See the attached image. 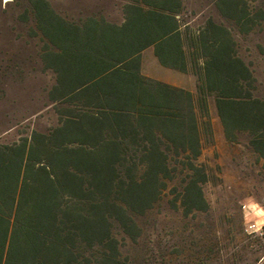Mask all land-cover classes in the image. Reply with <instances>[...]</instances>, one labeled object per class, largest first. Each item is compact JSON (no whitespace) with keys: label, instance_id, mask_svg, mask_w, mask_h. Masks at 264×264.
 I'll return each instance as SVG.
<instances>
[{"label":"trees","instance_id":"obj_1","mask_svg":"<svg viewBox=\"0 0 264 264\" xmlns=\"http://www.w3.org/2000/svg\"><path fill=\"white\" fill-rule=\"evenodd\" d=\"M29 4L48 50L43 62L56 74L50 98L77 99L83 112L47 134L0 145V264H85L87 250L100 253L98 264H126L113 223L137 237L132 216L153 207L178 169L171 151L186 172L184 213L207 211V175L194 160L199 114L207 118L210 103L225 138L248 133L264 159V101L223 25L181 28L182 0H136L121 25L95 17L72 23L46 0ZM238 7L217 0L223 16L244 25ZM148 47L161 66L191 73L195 93L143 76Z\"/></svg>","mask_w":264,"mask_h":264},{"label":"rangeland","instance_id":"obj_2","mask_svg":"<svg viewBox=\"0 0 264 264\" xmlns=\"http://www.w3.org/2000/svg\"><path fill=\"white\" fill-rule=\"evenodd\" d=\"M51 9L72 23L95 17L110 23L124 21V9L134 0H46ZM243 14L240 25L222 17L217 0H183V23L194 30L211 12L236 42L237 55L250 69L253 95L264 101V0H232ZM46 42L36 28L29 0H0V145L20 143L32 132L47 134L67 116L83 112L77 99L50 98L56 74L43 62ZM147 78L195 90L191 74L161 67L148 49L140 55ZM209 120V128L204 122ZM201 166L207 181L201 185L207 211L184 213L181 194L186 179L181 158L170 152L177 171L152 208L133 215L138 235L127 236L113 223L118 259L126 264H264V239L245 231L244 204L250 198L264 206V159L254 151L251 137L238 132L225 138L212 103L208 117L199 114ZM85 264H98L100 253L87 250ZM86 260V261H87Z\"/></svg>","mask_w":264,"mask_h":264},{"label":"clouds","instance_id":"obj_3","mask_svg":"<svg viewBox=\"0 0 264 264\" xmlns=\"http://www.w3.org/2000/svg\"><path fill=\"white\" fill-rule=\"evenodd\" d=\"M243 207L245 231L264 236V206L250 198Z\"/></svg>","mask_w":264,"mask_h":264},{"label":"crops","instance_id":"obj_4","mask_svg":"<svg viewBox=\"0 0 264 264\" xmlns=\"http://www.w3.org/2000/svg\"><path fill=\"white\" fill-rule=\"evenodd\" d=\"M134 1H136V0H134ZM134 3V2H133ZM131 4V3H130ZM182 5H183V10H184V4H183V0H182ZM219 13H220V11H219ZM182 14H183V11H182V13L177 17V19L180 21L179 23H180V25H181V28H189L190 30H193L191 27H190V22H187V23H183L182 21H181V16H182ZM220 15L222 16V17H224L225 18V16H223L221 13H220ZM101 18V17H100ZM102 19H104V18H102ZM105 20V19H104ZM105 21H107V20H105ZM211 21L213 22V23H215V24H217V25H222V24H220V23H217L213 18L211 19V12L207 15V17H206V21L203 23V24H201V26H199V27H197L196 29H194V31H197V30H199V29H201V28H203L204 26H205V24L206 23H211ZM108 22V21H107ZM124 22V21H123ZM122 22V23H123ZM110 23V22H109ZM121 23V24H122ZM111 24H113V23H111ZM121 24H118V25H121ZM115 25H117V24H115ZM225 27V26H224ZM150 50L151 52H152V54H153V57H154V59L158 62V60H157V58L155 57V55H154V49H153V47H148L147 49H145V50ZM144 50V51H145ZM141 55V54H140ZM158 64H159V62H158ZM160 65V64H159ZM161 66V65H160ZM161 67H163V66H161ZM163 68H165V67H163ZM165 69H168V70H172V69H169V68H165ZM172 71H175V72H178V73H183V72H179V71H176V70H172ZM183 74H191V73H183ZM192 75V74H191ZM193 76V75H192ZM194 77V76H193ZM149 79H151V78H149ZM152 80H154V79H152ZM156 81H159V80H156ZM194 81H195V77H194ZM160 82H163V83H166V84H168V85H171V86H174V87H177V88H182V89H185V88H183V87H181L180 85L178 86V85H175V84H171V83H167V82H164V81H160ZM195 86V85H194ZM185 90H187V91H190L191 93H195V90H188V89H185Z\"/></svg>","mask_w":264,"mask_h":264},{"label":"built area","instance_id":"obj_5","mask_svg":"<svg viewBox=\"0 0 264 264\" xmlns=\"http://www.w3.org/2000/svg\"><path fill=\"white\" fill-rule=\"evenodd\" d=\"M253 234L256 235V236H258V237H260V238H263L264 239V236H261V235L256 234V233H253Z\"/></svg>","mask_w":264,"mask_h":264}]
</instances>
